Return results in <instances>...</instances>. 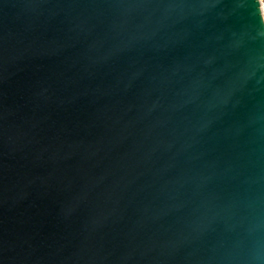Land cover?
I'll use <instances>...</instances> for the list:
<instances>
[{"label":"water","instance_id":"95a60500","mask_svg":"<svg viewBox=\"0 0 264 264\" xmlns=\"http://www.w3.org/2000/svg\"><path fill=\"white\" fill-rule=\"evenodd\" d=\"M0 264H264L259 0H0Z\"/></svg>","mask_w":264,"mask_h":264},{"label":"built area","instance_id":"2783aa9c","mask_svg":"<svg viewBox=\"0 0 264 264\" xmlns=\"http://www.w3.org/2000/svg\"><path fill=\"white\" fill-rule=\"evenodd\" d=\"M261 11L264 15V0H259Z\"/></svg>","mask_w":264,"mask_h":264}]
</instances>
